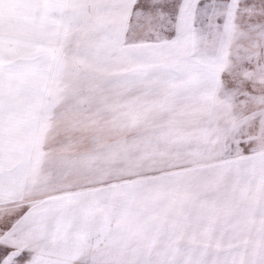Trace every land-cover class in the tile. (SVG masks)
<instances>
[{"label":"snow or ice","instance_id":"6c2138e0","mask_svg":"<svg viewBox=\"0 0 264 264\" xmlns=\"http://www.w3.org/2000/svg\"><path fill=\"white\" fill-rule=\"evenodd\" d=\"M0 264H264V0H0Z\"/></svg>","mask_w":264,"mask_h":264}]
</instances>
